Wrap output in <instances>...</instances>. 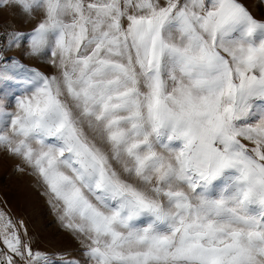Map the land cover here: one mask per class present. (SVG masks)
Here are the masks:
<instances>
[{"label": "snow or ice", "instance_id": "obj_1", "mask_svg": "<svg viewBox=\"0 0 264 264\" xmlns=\"http://www.w3.org/2000/svg\"><path fill=\"white\" fill-rule=\"evenodd\" d=\"M0 152L84 249L0 264H264V0H0Z\"/></svg>", "mask_w": 264, "mask_h": 264}, {"label": "rangeland", "instance_id": "obj_2", "mask_svg": "<svg viewBox=\"0 0 264 264\" xmlns=\"http://www.w3.org/2000/svg\"><path fill=\"white\" fill-rule=\"evenodd\" d=\"M255 2L249 0V3ZM2 17L15 21L25 31L32 27V24H20L11 9L3 12ZM24 62L33 67H41L46 73L52 71L35 60ZM19 162L17 158L0 152V211L12 218L17 226L23 221L33 238L35 249L46 253H67L66 259L81 258L84 249L80 241L61 225L57 213L44 194V186L37 178L15 170Z\"/></svg>", "mask_w": 264, "mask_h": 264}]
</instances>
